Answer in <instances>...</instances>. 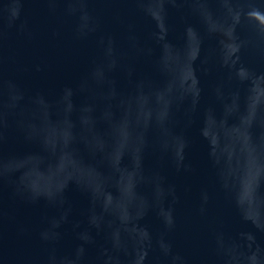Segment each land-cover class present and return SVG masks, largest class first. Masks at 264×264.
Segmentation results:
<instances>
[{"label":"water","instance_id":"95a60500","mask_svg":"<svg viewBox=\"0 0 264 264\" xmlns=\"http://www.w3.org/2000/svg\"><path fill=\"white\" fill-rule=\"evenodd\" d=\"M0 264H264V0H0Z\"/></svg>","mask_w":264,"mask_h":264}]
</instances>
